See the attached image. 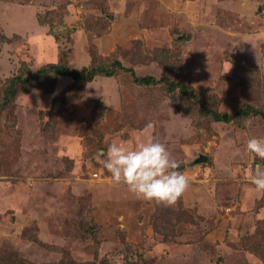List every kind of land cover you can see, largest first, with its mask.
<instances>
[{
    "label": "rangeland",
    "instance_id": "rangeland-1",
    "mask_svg": "<svg viewBox=\"0 0 264 264\" xmlns=\"http://www.w3.org/2000/svg\"><path fill=\"white\" fill-rule=\"evenodd\" d=\"M113 61L133 74L59 78L50 93L46 79L0 113V250L30 264H264V195L244 153L261 117L214 123L169 91L264 112V0H0V93L21 67ZM149 122L190 182L175 207L136 199L97 159L138 145Z\"/></svg>",
    "mask_w": 264,
    "mask_h": 264
},
{
    "label": "clouds",
    "instance_id": "clouds-1",
    "mask_svg": "<svg viewBox=\"0 0 264 264\" xmlns=\"http://www.w3.org/2000/svg\"><path fill=\"white\" fill-rule=\"evenodd\" d=\"M249 125L250 121H245V127ZM154 129L153 122L147 123L145 139L138 145L129 148L123 141L113 142L106 153L97 154V159L110 173L114 185L125 187L136 199L175 207L188 191L190 182L166 145L152 134ZM244 153L252 161L264 162V138L248 139ZM247 179L255 192L264 195V164H256L255 169L250 167Z\"/></svg>",
    "mask_w": 264,
    "mask_h": 264
},
{
    "label": "trees",
    "instance_id": "trees-1",
    "mask_svg": "<svg viewBox=\"0 0 264 264\" xmlns=\"http://www.w3.org/2000/svg\"><path fill=\"white\" fill-rule=\"evenodd\" d=\"M133 71L127 70L122 67L121 63L118 61L111 62L108 66H104L102 64L91 63L89 66H83L80 69L73 68L68 66L66 63L56 62L51 64H46L40 68H38L35 72L30 73L26 68L21 67L16 74L8 78L4 84V87L0 93V113L13 101L15 96L22 91L29 90V88L35 87L34 84L43 83L46 79L52 80V86L50 90H45L44 93H50L53 91L54 86L59 78L66 79L69 81V84L66 85V88H72L74 85L83 86L86 83L93 81L96 77H104L110 78L114 77L119 73ZM129 74L133 78V82L136 85H153L157 83V79L151 76H134ZM168 81H166L167 83ZM180 83L181 89H178L179 86L173 83H169V91H177L178 94L182 97H190L196 100L199 103V112L204 117L209 118L214 123H224V124H239L242 128H244L243 123H238L240 120L242 121L244 118L249 119V117H261L264 123V112L255 108L251 105H245L237 110L235 113H226L219 112L217 110L210 109L205 100L202 98H198V95L192 93V89L189 90L187 87ZM190 94V95H189ZM256 164H264V162L257 159L255 161ZM264 224V221H262ZM93 230H89L88 232H92ZM95 232V231H94ZM94 235V234H91ZM255 236L260 239V242L264 240V226H260V229L256 232ZM251 246V245H250ZM260 244L257 247V250L252 248V253L260 254ZM97 255H94L95 258ZM263 256V255H262ZM264 258V256H263ZM0 264H30L28 261L24 259H20L17 257L15 253L10 251H1L0 250ZM55 264H72L66 259H62L60 262ZM75 264V263H74ZM86 264H109L106 260L97 259L91 263Z\"/></svg>",
    "mask_w": 264,
    "mask_h": 264
},
{
    "label": "water",
    "instance_id": "water-1",
    "mask_svg": "<svg viewBox=\"0 0 264 264\" xmlns=\"http://www.w3.org/2000/svg\"><path fill=\"white\" fill-rule=\"evenodd\" d=\"M207 160V157L205 156H202L200 158L197 159L196 163H200V162H206ZM183 167V165H181V168Z\"/></svg>",
    "mask_w": 264,
    "mask_h": 264
}]
</instances>
